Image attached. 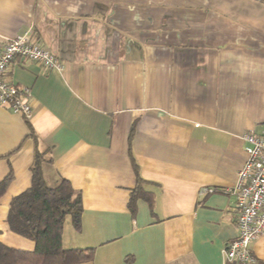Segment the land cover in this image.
Here are the masks:
<instances>
[{
    "label": "crops",
    "instance_id": "obj_1",
    "mask_svg": "<svg viewBox=\"0 0 264 264\" xmlns=\"http://www.w3.org/2000/svg\"><path fill=\"white\" fill-rule=\"evenodd\" d=\"M27 33L64 67L17 58L8 74L34 114L0 105V182L13 173L0 240L36 247L7 217L38 148L47 185L81 192L82 228L67 217L63 230L66 249H95L79 264H225L238 234L227 190L244 135L264 129V0H0V35ZM132 158L154 196L136 214ZM252 252L264 264V235Z\"/></svg>",
    "mask_w": 264,
    "mask_h": 264
},
{
    "label": "trees",
    "instance_id": "obj_2",
    "mask_svg": "<svg viewBox=\"0 0 264 264\" xmlns=\"http://www.w3.org/2000/svg\"><path fill=\"white\" fill-rule=\"evenodd\" d=\"M46 160L45 153L37 148L31 167L32 183L29 188L12 198L7 217L10 230L33 240L36 247L33 251L21 250L0 240V264H79L94 258V248L66 249L63 245L67 217L71 218L77 231L82 228V196L68 179H63L56 187L48 186L43 174V163ZM132 160L137 184L131 191L129 208L136 214L138 200L145 199L153 207L154 196L145 190L147 181L141 177L134 158ZM12 179L11 172L0 182V197Z\"/></svg>",
    "mask_w": 264,
    "mask_h": 264
},
{
    "label": "built area",
    "instance_id": "obj_3",
    "mask_svg": "<svg viewBox=\"0 0 264 264\" xmlns=\"http://www.w3.org/2000/svg\"><path fill=\"white\" fill-rule=\"evenodd\" d=\"M17 58L32 60L47 69L62 70L57 55L35 42L30 34L15 37L0 35V105L31 120L34 114L31 90L10 82L7 77ZM246 161L239 170L235 186L227 190L236 196L238 234L225 247V264H256L252 244L264 235V129L244 135ZM215 192L205 187L201 194Z\"/></svg>",
    "mask_w": 264,
    "mask_h": 264
}]
</instances>
